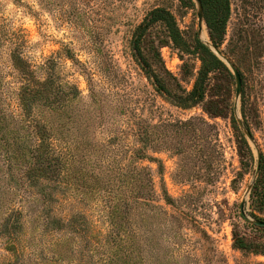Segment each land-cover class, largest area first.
<instances>
[{
	"label": "rangeland",
	"instance_id": "rangeland-1",
	"mask_svg": "<svg viewBox=\"0 0 264 264\" xmlns=\"http://www.w3.org/2000/svg\"><path fill=\"white\" fill-rule=\"evenodd\" d=\"M230 4L219 50L241 74L238 99L228 63L197 45L211 40L205 22L199 34L195 0H0L1 26L20 35L39 76L54 60L61 81L81 93L72 105L76 157L67 196L48 202L0 152V226L12 209L22 212L23 225L15 243L0 228V264H264V227L257 223L264 221V0ZM158 9L173 15L179 42L154 20L141 51L175 96L190 94L203 71L204 100L195 107L156 93L134 58L137 28ZM12 46L0 44L2 119L21 114ZM142 136L149 138L148 158L139 165L150 170L155 197L127 217L135 234L127 259L124 248L106 241L104 197L133 204L122 171L133 168ZM73 213L82 214L79 227L91 224V234L57 229L52 219Z\"/></svg>",
	"mask_w": 264,
	"mask_h": 264
},
{
	"label": "trees",
	"instance_id": "trees-1",
	"mask_svg": "<svg viewBox=\"0 0 264 264\" xmlns=\"http://www.w3.org/2000/svg\"><path fill=\"white\" fill-rule=\"evenodd\" d=\"M204 9V22L210 31L211 44L219 49L223 40L226 24L230 17V0H201ZM155 18L145 19L136 31L134 41V58L152 82L156 93L168 97L183 109L197 106L204 100V77L200 72L193 91L186 97L175 96L166 87L163 80L153 70L140 47L150 24L154 20L166 23L172 39L178 43L179 30L173 15L158 9L154 12ZM5 32L0 24V44L11 42L13 48L10 53L12 68L16 72L14 79L18 83L17 102L21 110L20 117L6 114L0 117V152H4L5 163L10 170H16L28 187L42 194L48 202H58L67 196L69 187L66 180L67 174L72 172L76 154L73 150L75 140L72 138L73 109L72 105L81 93L76 85L63 83L56 73V63L48 60L43 66L44 77L39 76L37 69L25 56L24 44H20V35ZM25 43V41H24ZM197 45L215 61L218 57L212 49L197 40ZM7 131H10L7 134ZM12 135V136H11ZM141 145L133 150L131 156L133 168L122 171V185H125L124 194L130 196L123 204H113V188L104 197L107 203V213L110 219V229L106 234V241L119 248H124L125 254L130 257L135 234L132 232L130 220L127 219L133 208H150L155 197V186L150 170L140 166L139 161L148 158L147 147L149 138L142 136ZM77 144V143H76ZM109 184L113 183L112 175H106ZM126 198V197H125ZM128 198V197H127ZM81 213H73L69 219L53 218L52 221L58 230L91 234L92 226L88 221L85 228L78 219ZM22 212L12 209L2 219L1 234H8L10 241L15 243L22 228ZM125 218V219H124ZM264 227V226H262ZM128 238V240L126 239ZM130 243V246H128ZM131 247V248H130ZM134 247V245H133Z\"/></svg>",
	"mask_w": 264,
	"mask_h": 264
},
{
	"label": "water",
	"instance_id": "water-1",
	"mask_svg": "<svg viewBox=\"0 0 264 264\" xmlns=\"http://www.w3.org/2000/svg\"><path fill=\"white\" fill-rule=\"evenodd\" d=\"M195 2L197 3V7H198V12H197V16H198V20H199V34H202L203 31V24H204V9H203V4L201 0H195ZM212 51L220 58L224 59L228 65L231 67V69L233 70L234 74H235V79H236V97L237 99L240 97L242 89H243V80L241 77V74L239 72V70L234 66V64H232L230 61H228L222 54V52L216 48L215 46H213L212 44L208 45ZM240 125L242 126L243 123L242 121H239ZM248 138L251 139V133L250 132H246ZM259 169V166H258ZM258 225H262L264 226V221H258L257 222Z\"/></svg>",
	"mask_w": 264,
	"mask_h": 264
}]
</instances>
